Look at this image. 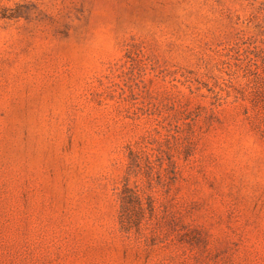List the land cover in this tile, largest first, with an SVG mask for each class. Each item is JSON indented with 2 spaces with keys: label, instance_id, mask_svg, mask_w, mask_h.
<instances>
[{
  "label": "rangeland",
  "instance_id": "rangeland-1",
  "mask_svg": "<svg viewBox=\"0 0 264 264\" xmlns=\"http://www.w3.org/2000/svg\"><path fill=\"white\" fill-rule=\"evenodd\" d=\"M0 264H264V0H0Z\"/></svg>",
  "mask_w": 264,
  "mask_h": 264
}]
</instances>
